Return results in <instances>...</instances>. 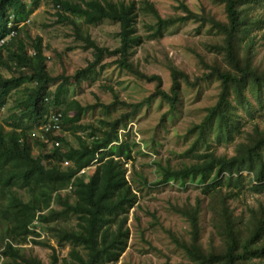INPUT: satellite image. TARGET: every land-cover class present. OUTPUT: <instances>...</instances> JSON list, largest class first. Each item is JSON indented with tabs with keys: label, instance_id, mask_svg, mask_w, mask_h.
Here are the masks:
<instances>
[{
	"label": "trees",
	"instance_id": "1",
	"mask_svg": "<svg viewBox=\"0 0 264 264\" xmlns=\"http://www.w3.org/2000/svg\"><path fill=\"white\" fill-rule=\"evenodd\" d=\"M33 1L36 7L43 0ZM51 1L58 8L56 22L71 25L76 38L84 42L83 48H92L93 53L87 65L74 73L69 75L62 70L55 74L49 65L50 56L45 53L50 46L44 44L41 35L30 40L26 35L18 36L0 46V107L8 104L17 89L26 90L25 97L17 99L16 110L7 118L6 123L12 128L0 135V176L4 183L0 193V264H46L35 251L36 246L53 249L49 264H119L129 246L130 215L141 206V195L132 189L123 163L119 165V184L101 182L96 176L85 180L77 174L79 168L97 148L114 141L118 144L110 149L127 162L134 161L135 151L142 152L140 145L131 132H126L122 140L120 130L128 128L141 107L156 98L167 103L163 121L166 115L175 116L181 110L184 85L195 87L213 81L219 83L217 98L205 107L201 119L191 120L186 139L190 136L193 140L180 153L183 158L179 163L171 157L154 159L158 177L153 183L138 172L135 176H139L144 187L170 180L181 185L197 182L209 197L205 207L216 232L210 233L206 242L201 217L204 199L170 202V208L188 223L187 236L166 228L173 244L188 258L176 264H264V127L254 123L251 130L246 129L256 111L264 110V55L257 44L264 37L263 33L258 38L264 29V0H217L224 18L205 5L196 12L184 0H178L182 12L168 17L151 0ZM32 11L23 0H0V39L9 34L11 14L16 22H22ZM142 15L150 19L144 22L143 31L138 27ZM105 20L121 25L117 47L98 43L90 30ZM191 20L198 24L201 47L190 50L203 70L192 75L166 53L165 61L161 60L170 70L171 86L166 89L163 76L146 72V65L142 67L136 54L149 40H160L174 25ZM55 53L58 59L62 58L60 52ZM113 64L156 82L153 92L143 101L129 102L109 82L101 85L113 95L108 102L100 96L93 103L71 98L72 90H78V94L86 92L83 83L95 81L97 74ZM60 87L64 89L62 100ZM117 106L131 110L113 116ZM51 109L62 110L64 131L81 130L100 140L90 147L81 142V135L74 134L77 146L63 138L67 147H56L45 155L49 160L46 171L26 151L30 150L31 138L23 125L26 117L28 126L43 123V115ZM105 110H112L109 117L82 120ZM38 111L42 113L38 115ZM40 132L50 135L45 127ZM239 137L243 140L236 143L234 155L218 152L219 145L232 144ZM145 142L154 154L159 151L155 136ZM65 158L73 164L60 170L58 163ZM68 187L64 194L59 193ZM252 193L256 194L255 204L246 202ZM237 200L239 203H235ZM242 203L245 207L238 209ZM136 219L141 220L138 215ZM41 228L47 233L43 238ZM145 231L141 229V237L148 242Z\"/></svg>",
	"mask_w": 264,
	"mask_h": 264
},
{
	"label": "rangeland",
	"instance_id": "2",
	"mask_svg": "<svg viewBox=\"0 0 264 264\" xmlns=\"http://www.w3.org/2000/svg\"><path fill=\"white\" fill-rule=\"evenodd\" d=\"M151 1L155 2L156 7L164 17L182 12L181 8H179L178 0ZM184 1L196 12L201 11V6L205 5L206 7H211L220 17H225L221 5L217 0ZM56 11H58V8L53 5L51 0H43L40 6L34 10L30 18L29 28L32 35L40 34L43 37L44 44L50 46V48L47 47L45 53L50 56L49 65L53 67V73L59 74L62 70H65V72L70 75L77 69L87 65V59L92 57L93 49L83 48L84 42L76 38L74 28L71 25L56 22ZM147 18L148 15L141 16L138 25L141 31L145 28L144 22L150 21V19ZM197 25L198 24L192 20L183 24L178 23L171 27L168 32H165L164 37L160 40H149L136 54L137 59H141L142 67L145 68L144 65H146V72L159 73L163 76L164 87L166 89H169L171 86L170 70L164 62H161V60L165 61L166 53L175 64L184 67V69L192 75L200 74L203 70V68L199 66L195 53L190 50L191 48L198 49L201 47V41L199 40L200 33L196 30ZM25 27L17 37H25ZM120 29V23L113 22L112 20H105L90 28L98 43L101 42L110 47H117L119 45L120 39L118 33ZM201 31L203 32L204 29ZM67 33H69V35ZM263 33L264 29L258 35V38H261ZM257 44L259 45V52L261 55H264V37H262ZM54 50L62 54L61 59L56 57ZM148 55H151V57L145 61ZM1 70L5 75L8 74L5 68ZM109 82L114 85L120 97L129 102L143 101L153 92L156 85V82H149L113 64L107 66L102 73L97 74L95 81L83 83L82 87L86 89V92L78 94V90H72L70 96L71 98H78L82 102L91 103L95 101L97 96H100L103 100L108 102L113 99V95L111 91L103 89L101 85H106ZM57 87L58 86H53V89ZM183 88V103L181 110L175 112V116L168 114L162 121L163 114L167 111L169 105L156 98L152 104H144L134 120L129 124V126L132 127L133 136L141 143L139 147L142 151H135L133 156H135L136 159L128 163L129 171L127 170V176L130 179L138 172L148 177L153 183L155 178L158 177L155 172V164L153 163V160L156 158L165 159L171 157L174 163H179L183 158L180 153L188 147L190 140H193L190 136L186 139L188 136L187 128L191 120L195 121L203 117L206 112V106L215 102L219 92V83L217 81L203 82L201 85L195 87H187L184 85ZM63 90V87H60V100H62L61 97L64 96ZM25 95V87L17 89L11 95L8 99V104L2 112V120L6 121V118L16 110L14 105L17 103V99L25 97ZM116 108L117 109L113 111L115 112L113 116L119 114L121 111L130 109L125 106H117ZM110 112H112V110H105L102 114H100V111H97L93 116H86L82 120L99 119L105 115L109 117ZM241 112L244 114L243 110H241ZM71 113L72 112L69 114ZM248 117L249 116L245 115V118ZM162 123L163 125H161ZM254 123H258L261 127H264V110L256 111L254 119L249 121L246 129L251 130ZM65 130V132H62L63 135H66L74 146L78 144L76 137L78 134L82 136L81 142H86L85 139L88 137L87 132H80L71 128H69V130L65 128ZM125 133L126 131H121L122 139H124L123 136ZM154 136L159 151L151 156L154 152L147 148L145 141H150ZM83 137L86 138L84 139ZM242 140L243 139L239 137L232 144L219 145L217 147L218 152L232 156L236 153V143ZM50 148H52L51 145ZM35 151L37 154L39 153L38 148H36ZM247 174V172L244 173V175ZM133 183L135 186L143 187V190L138 192V195H141V206L134 208L131 212L128 223L131 231L129 246L121 256L119 264H176L180 261L188 260L182 249L173 244L166 232V228H168L180 235L187 236L188 223L183 216L170 208V202L185 203L188 200L190 202H195L198 197H202L204 199V210L201 215L202 224L204 225L202 232L203 240L206 242L210 233L213 231L216 232L210 224V211L205 207L209 197L203 194L197 182L181 185L180 182L170 180L158 186L152 184V186L144 187L141 186L142 183L137 175ZM137 186L136 190H138ZM255 199L256 194L252 193L248 195L246 202L255 204ZM235 203H239V200ZM240 205L238 209H243L245 207L244 203ZM136 215H138L141 220L138 221ZM142 228L146 230L144 236L148 242L144 241L141 237ZM41 232V238L47 236V233L42 228ZM51 242L54 243L53 239ZM34 249L46 264H49L50 254L53 249L47 247L42 248L41 246H36Z\"/></svg>",
	"mask_w": 264,
	"mask_h": 264
},
{
	"label": "clouds",
	"instance_id": "3",
	"mask_svg": "<svg viewBox=\"0 0 264 264\" xmlns=\"http://www.w3.org/2000/svg\"><path fill=\"white\" fill-rule=\"evenodd\" d=\"M23 1L26 2V7L28 9H33V11L29 12L28 15L26 16V21H22V22H16L13 19V15L12 14L10 15V21L8 23L9 34L5 38L0 39V46L5 45L8 40H10L12 38H16L17 35L21 32V30L25 26H26L25 27L26 38L28 40L35 38V37H38L40 35V34L32 35V33L30 32V28H29L30 18L34 13V10L36 8H38L40 5L35 7L33 0H28V1L23 0ZM75 1H81V0H75ZM99 1L105 2V0H99ZM108 1L113 2L114 0H108ZM140 19H141V17H140ZM140 19H139L138 25L140 23ZM17 102H18V100H17ZM4 108L5 107H0V135L1 136L3 135L4 130H9L12 128L11 126H9L6 123L8 117L6 118V121L2 120V118H1ZM26 108H28V107H26ZM41 113H42L41 111H38V115H40ZM43 116H44L43 123L41 122L39 125H34V126H28V119L26 117V125H23V127L26 126V133H28L30 135V138H31V144L29 145L30 147L28 148L30 150H26V151H30L32 158L37 159L40 162L42 169L48 171L49 170V165H48L49 160L46 159L45 155L49 152H53L54 148H56V147H59V146L67 147L68 145L64 142V140L66 138L69 140V138L66 135H63V133H62V132H65L64 127L62 126V123H63L62 122V117H63L62 110L55 111L54 109H51L50 112L45 113ZM43 127H45L49 131L50 135L45 134L44 132H40V130ZM79 131L84 132L81 130H79ZM121 131L131 132V134H132V127L128 126V128L126 130H120V135H121ZM132 136H133V134H132ZM63 138H65V139H63ZM83 138L85 139L86 137H83ZM94 138H95V136L89 135L87 137V139H85L86 142H84V143L87 144L88 146L92 147L94 143H96L100 140L98 137H97L98 139H96V140H94ZM133 138H135V137L133 136ZM32 139H34V140L32 141ZM60 139H63V140H60ZM136 141L139 144H141L140 141H138L137 139H136ZM44 142H46L45 144H47V146L44 145ZM117 144H118V142L114 141V142H111V144H109V146H102V147L97 148L94 152V155L91 158L85 160V164H83L82 167L79 168L77 174L80 176H83L85 180H89L93 176H96L98 178V180L101 182H104V183L105 182H112L115 184H119V182H120V175L118 174L119 165H120V163H123L124 167L126 169V177H127L129 182H132V185H133L132 189L135 192L137 191V195H138L139 190H136L137 185L135 186V184L133 183V180H135V175L131 179L127 176V170L129 171L128 163L130 161L127 162V160H123L122 156L117 154L116 151H113L110 149V146H115ZM50 145L52 148H50ZM36 148L39 149L38 154L35 151ZM153 155H154V153L151 156H153ZM72 164L73 163L70 160H67L65 158L58 163V165H59L58 168L60 170H66ZM0 167H1V165H0ZM156 178H155V180H156ZM3 186H4V183H3V180L0 176V193L3 190ZM69 187L60 190L59 193L64 194L69 189ZM1 206H2V203H0V207Z\"/></svg>",
	"mask_w": 264,
	"mask_h": 264
}]
</instances>
